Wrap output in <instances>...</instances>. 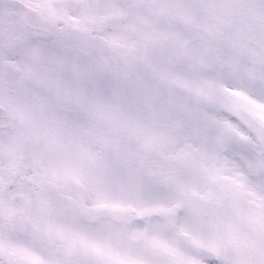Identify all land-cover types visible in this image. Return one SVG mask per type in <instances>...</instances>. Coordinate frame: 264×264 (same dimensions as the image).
Returning a JSON list of instances; mask_svg holds the SVG:
<instances>
[{"label":"snow or ice","instance_id":"snow-or-ice-1","mask_svg":"<svg viewBox=\"0 0 264 264\" xmlns=\"http://www.w3.org/2000/svg\"><path fill=\"white\" fill-rule=\"evenodd\" d=\"M0 264H264V0H0Z\"/></svg>","mask_w":264,"mask_h":264}]
</instances>
